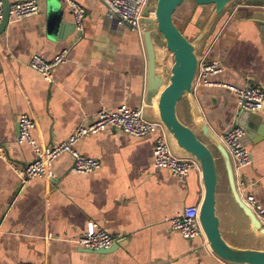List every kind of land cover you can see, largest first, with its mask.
<instances>
[{"label":"crops","instance_id":"crops-1","mask_svg":"<svg viewBox=\"0 0 264 264\" xmlns=\"http://www.w3.org/2000/svg\"><path fill=\"white\" fill-rule=\"evenodd\" d=\"M74 1L87 11L79 40L66 0H40L37 14L9 20L0 33V264H224L204 237L188 240L170 229L166 219L199 205L204 188L200 168L181 180L153 167L154 134L132 136L117 128L90 133L75 149L98 160L97 169L73 172V158L64 153L52 162L51 178L21 184L14 168L34 158L29 145L17 143L21 114L32 118L31 136L42 151L88 123L101 107H143L146 119L157 120V96L147 100L143 37L109 21L102 0ZM213 8L184 0L173 19L192 38ZM65 48L67 58L54 68L52 82L28 66L33 54L49 60ZM201 53L218 61L221 71L210 76L213 85L194 86L198 120L217 136L236 124L243 128L252 163L241 170L245 185L238 193L241 199L252 195L264 207V103L256 114L240 111L234 93L219 85L264 91V0L232 3L213 20ZM177 115L194 124L186 99L177 104ZM164 135L172 154L189 157ZM216 209L229 244L264 247L240 233L247 227L234 224L241 219L247 225L225 175L216 190ZM89 222L115 237L117 245L106 252L79 246Z\"/></svg>","mask_w":264,"mask_h":264},{"label":"built area","instance_id":"built-area-1","mask_svg":"<svg viewBox=\"0 0 264 264\" xmlns=\"http://www.w3.org/2000/svg\"><path fill=\"white\" fill-rule=\"evenodd\" d=\"M40 0H19L9 6V20H18L23 17L35 15L39 11ZM106 8V18L118 26H125L135 31L141 38L144 32L143 11L147 7L148 0H102ZM75 25V39L79 40L83 33V20L86 8L74 0H66ZM154 16V10H148V17ZM2 20V1L0 0V22ZM68 49L65 48L51 59H45L43 55L33 54L28 66L38 72L46 81L52 82L54 68L63 63L67 58ZM221 71L218 61H210L204 54H200L198 69L195 76V84L213 85L210 76ZM234 93L237 99V107L240 111L257 112L262 109L264 103V91L258 86L240 87L230 84H219ZM34 122L27 114L18 117L17 143L29 145L34 152V158L24 167L16 171L22 185L29 183L33 178L49 179L52 176L51 164L60 155L68 153L73 158L71 170L76 173H89L99 167L98 160L85 156L75 149L77 142L90 133H96L108 128H117L132 136H144L154 134L155 140L152 147L151 163L153 167L164 168L178 179H185L190 171L199 169L198 163L192 157H177L169 149L164 132L165 129L159 121L146 119L143 116V107L127 108L119 107L116 110H108L101 107L86 124L78 125L65 140L55 147L42 151L31 136ZM244 130L240 125H234L222 135L220 140L227 149L233 164L237 189L245 184L241 170L252 163L250 152L244 143ZM3 151L0 147V156ZM243 202L252 210L255 217L264 226V207L255 200L252 195L245 196ZM170 229L177 231L185 239L204 237L199 221V205L185 206L181 211L166 219ZM79 246L90 249H107L115 243V237L110 235L94 222H89L85 233L77 239ZM18 264H33L20 262ZM224 264H230L224 262Z\"/></svg>","mask_w":264,"mask_h":264},{"label":"water","instance_id":"water-1","mask_svg":"<svg viewBox=\"0 0 264 264\" xmlns=\"http://www.w3.org/2000/svg\"><path fill=\"white\" fill-rule=\"evenodd\" d=\"M2 1V20L0 33L9 22L10 3ZM184 0H148L143 11V41L147 55V100L157 96V120L165 131L175 140L177 146L189 157L194 158L201 171L203 197L199 203V221L207 244L212 252L222 261L230 264H264L263 248H240L229 244L220 229L216 214V190L221 176L218 174L217 162H221L227 186L234 203L242 212L246 223L234 219V224L245 237H253L258 244L264 243V226L255 217L252 210L241 199L233 169L231 157L220 140L208 126L198 120V110L194 96V82L198 69L199 57L205 37L213 20L236 1L247 0H194L200 5H213L211 13L198 24L196 34L188 38L176 25L173 14ZM154 10V16L148 17V10ZM186 99L192 116L193 125L183 123L177 115V104ZM256 114V112H252ZM198 134H201V139ZM212 147L214 151L210 148ZM107 249L96 250L106 252ZM89 251H95L86 249Z\"/></svg>","mask_w":264,"mask_h":264},{"label":"rangeland","instance_id":"rangeland-1","mask_svg":"<svg viewBox=\"0 0 264 264\" xmlns=\"http://www.w3.org/2000/svg\"><path fill=\"white\" fill-rule=\"evenodd\" d=\"M212 149V151H214V149L212 147H210ZM217 170H218V174L221 176H224V174L221 172V162H217Z\"/></svg>","mask_w":264,"mask_h":264}]
</instances>
